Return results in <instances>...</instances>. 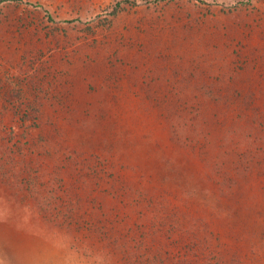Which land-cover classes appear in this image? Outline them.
<instances>
[{"label": "rangeland", "instance_id": "rangeland-1", "mask_svg": "<svg viewBox=\"0 0 264 264\" xmlns=\"http://www.w3.org/2000/svg\"><path fill=\"white\" fill-rule=\"evenodd\" d=\"M0 264H264V0H0Z\"/></svg>", "mask_w": 264, "mask_h": 264}]
</instances>
